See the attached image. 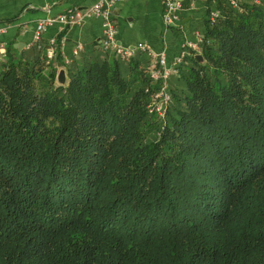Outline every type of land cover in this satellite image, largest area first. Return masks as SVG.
Returning a JSON list of instances; mask_svg holds the SVG:
<instances>
[{"label":"trees","instance_id":"16d2710c","mask_svg":"<svg viewBox=\"0 0 264 264\" xmlns=\"http://www.w3.org/2000/svg\"><path fill=\"white\" fill-rule=\"evenodd\" d=\"M216 1L163 118L145 53L8 45L0 264H264V0Z\"/></svg>","mask_w":264,"mask_h":264},{"label":"crops","instance_id":"0c3cea01","mask_svg":"<svg viewBox=\"0 0 264 264\" xmlns=\"http://www.w3.org/2000/svg\"><path fill=\"white\" fill-rule=\"evenodd\" d=\"M97 0H0V61L5 59L8 45L27 50L33 45L36 20L56 17L69 10L81 16ZM178 20L169 27L162 21V0H123L111 10L116 39L122 47L145 44L154 53L163 52L167 65L172 66L183 44L198 47L203 37L207 11L216 7V0H182ZM102 19L83 16L79 25L63 27L55 24L42 34V47L56 41V50L65 64L83 53L100 48ZM81 49L73 55L76 47ZM198 51V50H196ZM56 52V53H57ZM112 56V52H108Z\"/></svg>","mask_w":264,"mask_h":264},{"label":"built area","instance_id":"2783aa9c","mask_svg":"<svg viewBox=\"0 0 264 264\" xmlns=\"http://www.w3.org/2000/svg\"><path fill=\"white\" fill-rule=\"evenodd\" d=\"M120 1L123 0H97V2L87 8L81 16H78L74 11L69 10L56 17L46 16L36 20L34 25L33 45L41 42L43 32L55 24H60L63 27L74 26L81 23L83 16L100 17L102 19V38L100 48L103 51L112 52L121 60H129L138 52L147 54L151 59L152 65L149 72L150 77L152 81L159 82V88L152 96L151 102L148 105V112L163 118L167 104L170 101L167 81L172 75L177 73V67L183 62L189 52L198 50V47L192 44H183L181 52L172 66L167 65L166 57L163 52L154 53L145 44H138L133 47H122L117 42L116 28L111 18V10L113 6ZM181 1L182 0H162V21L165 27H169L178 20L177 12L182 7ZM226 2L233 9L240 8L241 0H226ZM219 17L220 11L217 7L209 10L208 20L211 24H214ZM80 49V46L76 47L73 51V55H77ZM56 52V41L52 39L49 41V47L46 49L44 48V56L47 63L54 58Z\"/></svg>","mask_w":264,"mask_h":264},{"label":"water","instance_id":"95a60500","mask_svg":"<svg viewBox=\"0 0 264 264\" xmlns=\"http://www.w3.org/2000/svg\"><path fill=\"white\" fill-rule=\"evenodd\" d=\"M199 60L201 59L200 55L196 56ZM66 83L65 71L63 69L59 70L57 74V84L64 85Z\"/></svg>","mask_w":264,"mask_h":264},{"label":"rangeland","instance_id":"374dc122","mask_svg":"<svg viewBox=\"0 0 264 264\" xmlns=\"http://www.w3.org/2000/svg\"><path fill=\"white\" fill-rule=\"evenodd\" d=\"M243 1H244V0H241V3H242ZM240 5H241V4H240ZM240 7H241V6H240ZM196 52H197V51H196ZM198 52H199V51H198ZM198 52H197V53H198ZM197 53H195V54H197ZM195 54H194V55H195Z\"/></svg>","mask_w":264,"mask_h":264}]
</instances>
